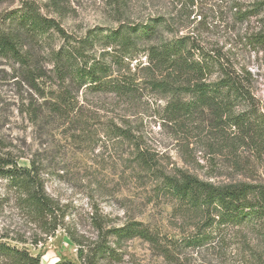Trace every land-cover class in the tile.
Masks as SVG:
<instances>
[{
  "label": "rangeland",
  "instance_id": "rangeland-1",
  "mask_svg": "<svg viewBox=\"0 0 264 264\" xmlns=\"http://www.w3.org/2000/svg\"><path fill=\"white\" fill-rule=\"evenodd\" d=\"M27 7L54 19L75 36L93 27L108 31L120 24L161 19L158 35L164 40L190 35L201 48L217 51L235 69L249 72L264 110V44L257 42L264 33V0H0V29L15 28L12 19ZM21 43L22 51L34 53L38 66L40 62L45 71L51 67L49 45L26 37ZM53 43L58 45L57 37ZM36 83L39 92L24 80L16 61L0 54L1 151L11 153L21 166L29 167L30 160L41 165L45 191L57 206L58 225L46 236L16 206L12 191L3 188L7 197L0 208V234L40 240L36 246L9 243L39 255L42 264L59 260L78 264L79 246L85 248L84 253L92 249L99 227L140 221L170 239L191 231L200 216L178 212L159 193L162 173L183 170L215 185H264V157L261 161L243 159L248 166L243 170L234 169L226 154L212 158L206 133L189 134L164 121V99L150 96L151 103L136 106L110 94L80 90L77 109L69 117L56 118L44 105L55 86L46 78ZM113 125L127 129V135L114 136ZM138 150L151 157L152 170L138 164ZM115 248L114 255L98 264H264V220L235 225L215 244L171 248L178 253L176 260L162 256L137 236Z\"/></svg>",
  "mask_w": 264,
  "mask_h": 264
},
{
  "label": "trees",
  "instance_id": "trees-1",
  "mask_svg": "<svg viewBox=\"0 0 264 264\" xmlns=\"http://www.w3.org/2000/svg\"><path fill=\"white\" fill-rule=\"evenodd\" d=\"M12 22L15 28L0 29V54L19 64L24 80L34 91L38 90L36 82L43 78L55 86L44 105L56 118L69 117L77 109L76 93L80 90L84 94H110L136 106L151 103L153 96L164 99V121L189 134H207L212 158L226 154L234 169L243 170V159L261 161L264 157V110L253 92L250 73L235 69L217 51L201 48L190 35L164 40L158 35L161 19L120 24L108 31L93 27L80 36L66 32L54 19L31 7ZM24 37L50 46L51 67L47 71L40 62L37 65L34 53L22 51ZM54 37L58 45H54ZM257 42L264 44V33ZM113 128L114 136L127 135V129L118 125ZM136 158L140 166L152 170L149 155L138 150ZM29 163V167L21 166L17 158L0 148V208L7 197L1 190H11L16 206L30 223L49 236L58 226L57 206L45 191L41 165L34 160ZM158 177L159 193L173 202L178 212L200 216L191 231L170 239L140 221L110 229L99 227L98 242L92 249L84 253L85 248L79 246L78 264H98L133 236L149 242L162 256L176 260L178 253L171 252V248L196 249L215 244L225 239L228 229L235 225L264 220V185H215L183 170ZM9 240L35 246L40 241L0 234V264H42L39 255ZM54 264L76 263L59 260Z\"/></svg>",
  "mask_w": 264,
  "mask_h": 264
}]
</instances>
